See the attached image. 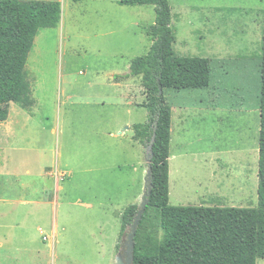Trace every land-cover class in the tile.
<instances>
[{"label":"rangeland","instance_id":"rangeland-1","mask_svg":"<svg viewBox=\"0 0 264 264\" xmlns=\"http://www.w3.org/2000/svg\"><path fill=\"white\" fill-rule=\"evenodd\" d=\"M169 3L175 53L212 60L208 88L163 90L172 109L169 203L255 207L263 0ZM154 20L153 5L69 0L58 26L39 30L26 63L34 105L11 103L0 123V264H117L124 256L120 213L140 206L148 183L149 144L133 139V124L147 111L139 106V77L130 91L112 79L148 51L146 28ZM3 156L9 169L38 173L46 165L49 193L61 203L57 212L53 205H20L23 213L40 209L26 223L17 219L13 232L25 230L22 242L10 239L15 219L6 197L38 193L2 167Z\"/></svg>","mask_w":264,"mask_h":264},{"label":"trees","instance_id":"trees-1","mask_svg":"<svg viewBox=\"0 0 264 264\" xmlns=\"http://www.w3.org/2000/svg\"><path fill=\"white\" fill-rule=\"evenodd\" d=\"M118 3L153 5L155 9V20L146 28L151 42L148 51L133 57L129 71L120 75L139 77L145 93L139 106L146 109L147 118L133 125L134 138L150 144L154 136L145 188L147 203L134 230L132 264H256L258 258H264V0L255 207L169 203L172 109L163 90L209 87L211 61L207 57L175 53L169 0ZM60 18L59 0H0V123L8 119L11 103L24 109L34 105L27 59L39 30L57 27ZM138 210L136 203L124 207L119 239L131 230Z\"/></svg>","mask_w":264,"mask_h":264},{"label":"crops","instance_id":"crops-1","mask_svg":"<svg viewBox=\"0 0 264 264\" xmlns=\"http://www.w3.org/2000/svg\"><path fill=\"white\" fill-rule=\"evenodd\" d=\"M59 1L61 2V6H62L63 3H67L69 0H59ZM123 6H125V5H123ZM210 61L212 62V60H210ZM128 71L129 70H126V71L124 70V72H122V73L124 74V73H127ZM211 77H212V74H211ZM133 78H136V76H129L127 78L114 77L112 80H113L114 84H121V82H123V81L126 82L130 86V88H129V91H130L132 89L131 88V86H132L131 82H132ZM211 83L212 82L210 81V85H211ZM131 103H134V101H131ZM8 119H9V117H8ZM6 121H4V122H6ZM11 123L13 124V119L11 120ZM133 139H134V141H138L137 139L134 138V136H133ZM3 158H4V164L2 167H4V165H5L7 171H9L11 176L17 177L19 179V181H21V184L24 187L28 188L27 191H29L31 188H33V189L37 190L36 192L38 193V197H36L34 199H29L26 196V193L25 194L19 193L17 195H12V196L6 197V201L7 202L11 201L12 202L11 204L13 205L12 211L7 212V214H8V216L12 215L11 218L15 219L12 221V224H8V226H7L8 228L11 229V231H10L11 238L10 239L11 240L15 239L18 242H22L23 240H25V230L24 231H17V232H13V230L15 228H17L22 221H23V223H24V221L26 223V220L30 216L34 215V216L39 217L40 216L39 215L40 209H37L35 211H27V212L23 213L22 211L19 210L20 205H22V204L26 205V204H28V202H33L34 204L44 205V206L45 205H53V207L56 209V212H57V208L59 207V205H61V203L58 200V196H56L55 194L49 193V188L47 187V185H48V177L51 175V172H50V170H47L46 165L40 166L38 173H35V172L32 173L31 171H29V169H26V170L9 169V167H10L9 159L5 158V156H3ZM5 162H6V164H5ZM16 162L18 164H22V165L25 163V161L24 160L22 161L20 158L17 159ZM62 176H63V174H62ZM36 180H39L40 184L35 185ZM56 183H57L56 189L62 190V187L58 185V180L56 181ZM28 200H32V201H28ZM86 205H90V204H86ZM19 218L21 219V222L17 221V219H19ZM54 222H55L54 228L56 231L57 215H55ZM38 229L42 232L41 228H38ZM102 258L103 257L101 256L100 259H102ZM99 263H100V261H99Z\"/></svg>","mask_w":264,"mask_h":264},{"label":"water","instance_id":"water-1","mask_svg":"<svg viewBox=\"0 0 264 264\" xmlns=\"http://www.w3.org/2000/svg\"><path fill=\"white\" fill-rule=\"evenodd\" d=\"M154 141V136L151 139V143L148 145L147 152H148V159L147 162H150L151 156H152V142ZM147 192L144 193L143 195V200L140 203L139 210L137 212V215L135 217V223L132 225L131 230L127 234L125 246L126 248L124 249V256L123 255H118L117 258V264H132L133 261V249H134V241H133V236H134V230L136 227V224L138 223V219L141 216L144 207L147 203V200L145 198Z\"/></svg>","mask_w":264,"mask_h":264}]
</instances>
